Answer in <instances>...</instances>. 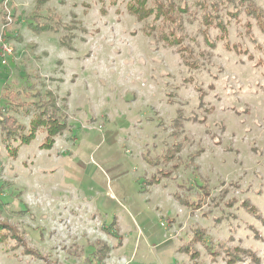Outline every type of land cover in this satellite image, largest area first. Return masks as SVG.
<instances>
[{
	"label": "rangeland",
	"instance_id": "obj_1",
	"mask_svg": "<svg viewBox=\"0 0 264 264\" xmlns=\"http://www.w3.org/2000/svg\"><path fill=\"white\" fill-rule=\"evenodd\" d=\"M38 1L6 0L0 7V42L11 49L0 55V93L4 86L51 90L59 104L65 99L70 129L50 150L39 149L44 132L38 131L15 158L0 141L1 217L17 223L52 264H90L97 239L109 246L121 241L101 264H226L200 244L195 262L178 250L195 228L205 230L206 244L224 241L253 252L255 259L236 264H264V34L255 21L238 6L221 7L228 44L246 51L237 55L214 28L207 32L214 47L203 41L200 11L184 16L185 42L201 62L192 69L173 48L143 34L125 0H43L41 21L51 11L68 28L40 34L27 27ZM253 1L264 11V0ZM236 9L238 19H230L226 11ZM62 37L71 48L60 44ZM178 111L179 167L146 186L145 179L174 163L163 159L175 141ZM15 116L28 124L21 111ZM174 193L204 200L188 207ZM243 200L259 218L241 207ZM11 245H0V264H47Z\"/></svg>",
	"mask_w": 264,
	"mask_h": 264
},
{
	"label": "trees",
	"instance_id": "obj_2",
	"mask_svg": "<svg viewBox=\"0 0 264 264\" xmlns=\"http://www.w3.org/2000/svg\"><path fill=\"white\" fill-rule=\"evenodd\" d=\"M190 1L191 4L189 3ZM4 2L6 0H0V7H2ZM40 2L42 3L43 0L38 1L33 15L29 17L27 27L30 31L37 34L49 31L56 32L62 26L59 16L49 11L46 20L42 22L41 16L37 14ZM225 2L229 3V5L232 4L233 7L238 6L243 9L245 15L252 18L258 29L264 34V11L253 0H212L210 2L206 0H125V11L127 14L133 16L137 22L142 23L141 29L145 36L154 38L156 42L161 43L166 48H173L179 55L181 64L192 69H198L201 62L194 53L193 48L185 42L187 34L185 33L183 23L184 16L195 18L198 11H200V19L203 25L201 34L204 42L210 47H214V43L209 40V35H207L208 30L214 28L218 31L216 39L221 40L226 48L232 50L237 55L246 52L245 50H241L237 44L229 45L227 42V22H224L219 14ZM101 11H103L102 7ZM239 14V9L233 12L226 11V15L234 20L238 19ZM6 23L5 25L7 26ZM62 27L68 28L66 25ZM244 28L249 35L251 24L249 22L244 23ZM60 44L71 48L69 39L66 37H62ZM201 54L199 53V55ZM251 58L248 55V59L251 60ZM202 96L203 94L201 93L200 97ZM0 98L5 102V105L0 107V141L7 155L11 158L17 156L16 153H18L20 146L29 145L36 138L38 131L44 132L39 149L50 150L55 144L56 137L61 136L65 131L70 129L67 115L64 112L66 109L65 99L62 98V103L59 104V97L51 90H45L41 94L39 91L30 93L27 90H14L13 88L4 86L0 93ZM20 111L24 116L29 117L26 126L20 123L15 116ZM181 121L182 115L178 111L176 120L173 121L174 129L171 133L175 141L170 147L166 148L163 159L165 164L174 161L171 169L157 170V175H151L150 178L145 179L146 186L158 185L161 179L169 178L172 175L171 170L178 169L180 163L175 158L181 150V143L176 139L180 135ZM199 188L204 197L209 196V190L205 184ZM174 197L180 203L185 204V206L194 208L199 207L201 201L204 200V197L198 196L196 202H188L177 193H174ZM241 207L259 218L257 209L248 200H243ZM115 229L116 219L112 220L104 229V232L110 235L111 230L115 231ZM205 235L204 229L195 228L191 239L181 245L178 250L188 255L194 262L199 257V252L195 247L197 244L202 245L213 260L218 256H225L226 264H236L245 256L255 259L252 251L237 246L230 247L224 241H219L216 245H213L211 241L206 244L204 240ZM8 242L12 243L11 249L18 250L20 248L23 254L31 255L36 259H44L47 264H52L38 249L28 245L25 232L18 227L17 223L7 221L0 214V245ZM92 246V258L87 262L91 264L94 261L101 264L109 258L112 249L121 246V241L119 239L115 246H109L105 241L97 239ZM73 254L75 256L79 255L76 251H73Z\"/></svg>",
	"mask_w": 264,
	"mask_h": 264
},
{
	"label": "built area",
	"instance_id": "obj_3",
	"mask_svg": "<svg viewBox=\"0 0 264 264\" xmlns=\"http://www.w3.org/2000/svg\"><path fill=\"white\" fill-rule=\"evenodd\" d=\"M9 13V11H8ZM11 17H10V13L7 16V23H11ZM11 54V49L10 47L5 43V42H0V55L2 58H4L6 55H10ZM5 60H2V63H4Z\"/></svg>",
	"mask_w": 264,
	"mask_h": 264
}]
</instances>
